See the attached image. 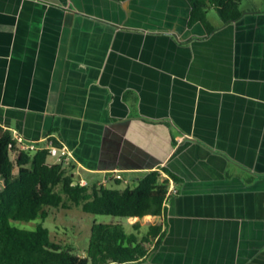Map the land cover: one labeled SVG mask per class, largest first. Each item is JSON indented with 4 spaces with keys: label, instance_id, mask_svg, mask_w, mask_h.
I'll use <instances>...</instances> for the list:
<instances>
[{
    "label": "crops",
    "instance_id": "crops-1",
    "mask_svg": "<svg viewBox=\"0 0 264 264\" xmlns=\"http://www.w3.org/2000/svg\"><path fill=\"white\" fill-rule=\"evenodd\" d=\"M240 9L0 0V128L62 143L81 185L168 179L162 215L124 220L161 224L137 264H264V0Z\"/></svg>",
    "mask_w": 264,
    "mask_h": 264
},
{
    "label": "trees",
    "instance_id": "trees-1",
    "mask_svg": "<svg viewBox=\"0 0 264 264\" xmlns=\"http://www.w3.org/2000/svg\"><path fill=\"white\" fill-rule=\"evenodd\" d=\"M187 1L191 9L188 26L196 22L206 26L210 10L223 23L241 15L240 0ZM47 159L46 151L17 150L11 135L0 128V264L139 263L151 240L160 233L161 224L147 227L139 237L132 232H139L141 226L137 222L128 224L130 233L119 223L93 222L88 229L87 246L81 251L72 244L58 242L41 224L28 230L13 222L43 221L51 210L73 209L86 215L123 220L160 216L164 211L168 179H162L160 172L154 170L146 173L134 187L118 188V181L113 186L81 185L66 167ZM162 172L177 181L167 170Z\"/></svg>",
    "mask_w": 264,
    "mask_h": 264
},
{
    "label": "rangeland",
    "instance_id": "rangeland-1",
    "mask_svg": "<svg viewBox=\"0 0 264 264\" xmlns=\"http://www.w3.org/2000/svg\"><path fill=\"white\" fill-rule=\"evenodd\" d=\"M211 16H215L214 12L210 13ZM120 188L124 187L119 185ZM148 220V219H147ZM147 220L143 222H148ZM119 223L124 227L126 233H130V227L123 219L113 218L110 216H97L86 215L79 210L63 211V210H51L50 215L45 220L36 219L31 222H13V225L24 229H34L37 225L50 230L52 236L57 238L60 243L72 244L76 249L83 251L87 246L89 238V227L93 223ZM133 222V221H131ZM151 222V221H150ZM139 232H135L136 236H141L142 231H146L147 227H140ZM57 233V234H56ZM83 256V254H80Z\"/></svg>",
    "mask_w": 264,
    "mask_h": 264
},
{
    "label": "built area",
    "instance_id": "built-area-1",
    "mask_svg": "<svg viewBox=\"0 0 264 264\" xmlns=\"http://www.w3.org/2000/svg\"><path fill=\"white\" fill-rule=\"evenodd\" d=\"M16 144V149L19 151H25L35 153L37 151H46L47 156L53 160V164L67 167L70 164L71 152L62 143L56 144L51 138H45L42 145L34 142H26L22 136L17 135L12 138ZM116 179H120V176H116ZM170 193V190H168Z\"/></svg>",
    "mask_w": 264,
    "mask_h": 264
}]
</instances>
